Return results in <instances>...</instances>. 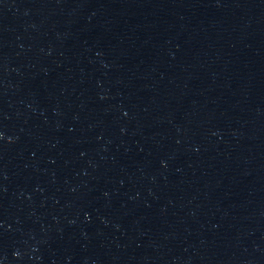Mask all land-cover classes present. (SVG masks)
Instances as JSON below:
<instances>
[{
    "label": "water",
    "instance_id": "obj_1",
    "mask_svg": "<svg viewBox=\"0 0 264 264\" xmlns=\"http://www.w3.org/2000/svg\"><path fill=\"white\" fill-rule=\"evenodd\" d=\"M0 264H264V0H0Z\"/></svg>",
    "mask_w": 264,
    "mask_h": 264
}]
</instances>
